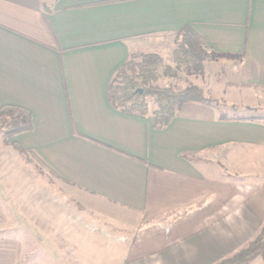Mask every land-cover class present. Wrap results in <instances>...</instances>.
<instances>
[{"label": "crops", "instance_id": "obj_1", "mask_svg": "<svg viewBox=\"0 0 264 264\" xmlns=\"http://www.w3.org/2000/svg\"><path fill=\"white\" fill-rule=\"evenodd\" d=\"M186 26L240 57L205 63L191 82L211 103L183 105L162 130L116 111L106 90L118 69L170 55ZM4 106L33 123L6 143L53 171L82 216L106 222L81 224L80 242L52 241L56 264H214L264 225V116L228 114L264 111V0H0ZM26 256L0 237V264H40Z\"/></svg>", "mask_w": 264, "mask_h": 264}, {"label": "trees", "instance_id": "obj_2", "mask_svg": "<svg viewBox=\"0 0 264 264\" xmlns=\"http://www.w3.org/2000/svg\"><path fill=\"white\" fill-rule=\"evenodd\" d=\"M44 12L47 13L48 10L44 9ZM174 45L169 57L170 66L164 65L156 54H143L139 61L129 57L118 69L106 90L108 101L116 111L149 117L153 129L162 130L171 123L183 105L211 103L205 98L201 88L193 84L179 90L173 86H160L162 80L202 77L205 63L240 58L213 52L206 46L203 38L188 26L175 34ZM0 120L4 125V142L28 133L33 128L30 113L19 107H1ZM6 144L25 165L31 166L41 178H46L48 186H53L50 176L58 178L57 175L32 151L23 149L16 143ZM257 257H260L264 264V225L241 249L214 264H251Z\"/></svg>", "mask_w": 264, "mask_h": 264}, {"label": "rangeland", "instance_id": "obj_3", "mask_svg": "<svg viewBox=\"0 0 264 264\" xmlns=\"http://www.w3.org/2000/svg\"><path fill=\"white\" fill-rule=\"evenodd\" d=\"M142 55L135 54L130 56V59L139 61ZM158 56L164 65H171L170 55ZM193 79L194 77L179 80L164 79L160 82V86H173L181 90L191 84ZM217 102L218 104L216 102L215 104L218 107L227 105L224 101L217 100ZM231 113L234 116H264V111L254 113L249 110H235V112L229 111L228 114ZM3 131L4 125L0 123V204L8 218L9 227L4 228L0 225V237L20 241L27 253L26 260L29 262L35 263V259H38L40 264L59 263L52 250V245L54 246L52 241L60 240V246L62 242L70 241L71 244L80 242L79 240H83L79 236L81 232L78 231L81 224L87 221L94 224H106V222L90 215L88 217L84 214L83 217L77 211L74 201L65 197L69 187L52 176L50 178L53 186H48L46 178L37 175L31 166L25 165L13 151L7 148L2 137ZM59 193H64L65 196ZM61 225L66 226L61 227ZM78 252L81 251L77 250L76 253ZM82 256L86 257L84 253ZM65 264H68L66 258Z\"/></svg>", "mask_w": 264, "mask_h": 264}, {"label": "water", "instance_id": "obj_4", "mask_svg": "<svg viewBox=\"0 0 264 264\" xmlns=\"http://www.w3.org/2000/svg\"><path fill=\"white\" fill-rule=\"evenodd\" d=\"M141 93V92H140Z\"/></svg>", "mask_w": 264, "mask_h": 264}]
</instances>
